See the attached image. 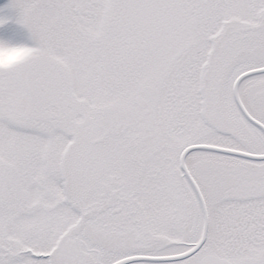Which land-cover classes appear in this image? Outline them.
Masks as SVG:
<instances>
[{
	"label": "snow or ice",
	"instance_id": "6c2138e0",
	"mask_svg": "<svg viewBox=\"0 0 264 264\" xmlns=\"http://www.w3.org/2000/svg\"><path fill=\"white\" fill-rule=\"evenodd\" d=\"M0 264H264V0L0 6Z\"/></svg>",
	"mask_w": 264,
	"mask_h": 264
},
{
	"label": "rangeland",
	"instance_id": "374dc122",
	"mask_svg": "<svg viewBox=\"0 0 264 264\" xmlns=\"http://www.w3.org/2000/svg\"><path fill=\"white\" fill-rule=\"evenodd\" d=\"M8 2V0H0V6H3L4 4H6Z\"/></svg>",
	"mask_w": 264,
	"mask_h": 264
}]
</instances>
